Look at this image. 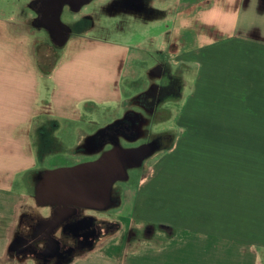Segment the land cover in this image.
I'll return each instance as SVG.
<instances>
[{
  "label": "crops",
  "instance_id": "1",
  "mask_svg": "<svg viewBox=\"0 0 264 264\" xmlns=\"http://www.w3.org/2000/svg\"><path fill=\"white\" fill-rule=\"evenodd\" d=\"M24 1L39 15L47 0H19L11 13L0 6V264H6L23 201L15 176L36 168L34 152L24 148L30 137H24L25 130L51 116L67 117L69 110L76 114L81 107L122 101L120 82L130 47L86 35L102 15L120 27L130 19L150 30L166 22L158 32L147 31L144 40L160 41L156 64L169 61L184 81L174 121L185 135L171 144L169 167L139 173L135 194L144 202L143 216L135 200L127 207L129 219L118 223L106 243L64 264L88 263L99 251L107 264H195L196 257L205 264L211 246L226 261L260 264L264 0H90L78 11L65 5L61 17L66 8L74 15L62 21L70 31L68 42L75 34L67 55L47 75L35 65L30 39L10 31ZM94 1L95 10L77 15Z\"/></svg>",
  "mask_w": 264,
  "mask_h": 264
},
{
  "label": "rangeland",
  "instance_id": "2",
  "mask_svg": "<svg viewBox=\"0 0 264 264\" xmlns=\"http://www.w3.org/2000/svg\"><path fill=\"white\" fill-rule=\"evenodd\" d=\"M17 1L19 0H0V6L11 13L15 11L13 5ZM49 5L50 2H47L44 12L38 15L29 2L20 3L16 17L10 25V31L14 35L30 39V54L40 73L46 75L61 56L67 55L71 46L70 40L75 34L73 32L65 47L58 48L54 45L48 31L39 25V19L49 12ZM154 7L160 8L157 4ZM96 8L97 2L94 1L86 5L77 15H85ZM71 15L66 8L61 22L72 21L74 15ZM102 16L95 21V29L88 31L86 35L130 47L131 54L120 82L122 101L81 107L80 113L76 114L73 110H69L67 117L55 120L51 116L49 121L44 123L36 121L30 131L25 130L24 137L28 134L30 137L24 148L27 152H30V149L34 152V157L37 158L36 168L20 170L15 176L14 188L20 192L23 201L19 208L18 223L12 234L6 264H64L106 243L109 239L108 232L113 229V224L123 223L129 219L128 205L137 200L138 213L142 215L144 211V202L135 194L139 173L151 168L169 167V165L165 166L169 164L167 162L169 157H166V154L175 137L185 135L184 129L179 128L174 121L176 108L183 99L184 81L173 74L169 61L156 64L160 58L155 49L158 44H161L160 41L144 40L150 34L147 32L150 29L140 26L135 19H130V22L120 27L113 24L110 18ZM165 24V21L153 24L154 29L150 30L151 34L161 30ZM100 58L102 57L98 58V62H102ZM43 97L52 101L50 95L44 94ZM28 100L27 97L23 98L21 103L26 105ZM231 122H234L233 119ZM110 127L115 128L109 146L112 149L115 146L123 149L152 146V153L136 170L128 169L127 180L114 183L109 204L104 209L67 207V209L76 210V215L80 212L83 217L95 220L96 230L93 236L80 240L62 236L59 231H56L58 240H49L45 228L49 224L48 220L53 211L58 207H42L36 203L35 188L38 182L47 171L91 162L101 154L112 150L97 149L100 132ZM197 180L199 181L197 183H201L202 177H198ZM141 227L143 225L140 224L137 229L140 230ZM198 243L201 242L197 241ZM48 244L54 249L55 258H48ZM61 248L71 250L72 256L67 259L66 257L57 258ZM102 257L99 251L90 257L88 263L77 260L74 264H107ZM202 260L203 257H196L195 264H203ZM226 260L217 252L216 247L211 246V252L205 259V264H235V258ZM258 260L260 264H264V249H258Z\"/></svg>",
  "mask_w": 264,
  "mask_h": 264
},
{
  "label": "water",
  "instance_id": "3",
  "mask_svg": "<svg viewBox=\"0 0 264 264\" xmlns=\"http://www.w3.org/2000/svg\"><path fill=\"white\" fill-rule=\"evenodd\" d=\"M90 0H47L39 13L44 12L50 2L49 12L39 25L50 34L52 42L63 48L68 42L70 31L61 22L65 5L78 11ZM153 147L123 149L116 147L104 153L97 160L68 168L47 171L35 188V201L39 206H77L104 209L110 201L114 183L128 178L127 168H137L152 153Z\"/></svg>",
  "mask_w": 264,
  "mask_h": 264
},
{
  "label": "flooded vegetation",
  "instance_id": "4",
  "mask_svg": "<svg viewBox=\"0 0 264 264\" xmlns=\"http://www.w3.org/2000/svg\"><path fill=\"white\" fill-rule=\"evenodd\" d=\"M134 7H137L139 4L137 1H134L133 3ZM123 124V123H122ZM115 132V128L110 127L106 131L100 132L99 135V142L97 145V149L107 148V150L112 149V147H109L111 144V135ZM118 146H115L116 148ZM113 148V149H114ZM104 154V153H103ZM103 154H101L98 158H100ZM97 158V159H98ZM96 159V160H97ZM94 161V160H93ZM128 169L131 168H127ZM136 168H133L131 170H134ZM69 206V205H68ZM68 206H55L58 207L55 209L52 213V216L50 220H48V226L45 228L46 236H49V240H58L57 234L59 233L62 236H69L71 238L84 240L85 238H89L95 234L96 230V222L90 217H83L80 212L76 213V210H70L67 209ZM48 207H54V206H48ZM76 208H82L77 206H71ZM49 249V255L48 258H55L54 249H52V246L50 244L47 245ZM52 252V253H51ZM72 251H67L66 249L61 248V251L59 253L58 257H66L70 258L72 256Z\"/></svg>",
  "mask_w": 264,
  "mask_h": 264
},
{
  "label": "trees",
  "instance_id": "5",
  "mask_svg": "<svg viewBox=\"0 0 264 264\" xmlns=\"http://www.w3.org/2000/svg\"><path fill=\"white\" fill-rule=\"evenodd\" d=\"M34 7L36 9H38V4L37 5H34ZM53 67L54 66H52V68L50 69L49 73L51 72V70L53 69ZM112 227H113V229L110 232H108L109 235L110 234H113V233H115V232H117L119 230V224L118 223H114Z\"/></svg>",
  "mask_w": 264,
  "mask_h": 264
}]
</instances>
